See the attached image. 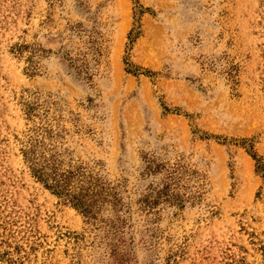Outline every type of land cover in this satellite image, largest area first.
<instances>
[{"label": "rangeland", "instance_id": "rangeland-1", "mask_svg": "<svg viewBox=\"0 0 264 264\" xmlns=\"http://www.w3.org/2000/svg\"><path fill=\"white\" fill-rule=\"evenodd\" d=\"M263 171L264 0H0V264H264Z\"/></svg>", "mask_w": 264, "mask_h": 264}, {"label": "trees", "instance_id": "trees-1", "mask_svg": "<svg viewBox=\"0 0 264 264\" xmlns=\"http://www.w3.org/2000/svg\"><path fill=\"white\" fill-rule=\"evenodd\" d=\"M93 46L94 42L92 43V47ZM26 48L27 46L20 48V51H23V49ZM30 58L32 60V57ZM30 67L33 70L36 69L35 65H33L32 63ZM29 146L30 147L24 149L23 153L25 161L31 167L33 175L39 181H42L45 186L51 189L54 193L70 199V201H72L75 206H77L78 208H82L85 213H89L90 204L87 203L88 201L86 199L83 200L81 194H77L75 192L76 187H71V184L69 183V175L59 174L57 168L58 165L53 159L45 157L44 154H38L35 145H33L32 143ZM257 164L258 169L263 170V167L259 165L258 161Z\"/></svg>", "mask_w": 264, "mask_h": 264}]
</instances>
